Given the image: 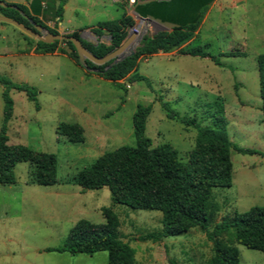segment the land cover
I'll return each mask as SVG.
<instances>
[{"label": "rangeland", "instance_id": "374dc122", "mask_svg": "<svg viewBox=\"0 0 264 264\" xmlns=\"http://www.w3.org/2000/svg\"><path fill=\"white\" fill-rule=\"evenodd\" d=\"M31 1L3 2L27 5ZM42 1L39 18L45 26L58 34L76 31L95 44H109V36L105 32L98 37L91 27L123 14L134 22L127 32L131 27L143 35L159 30L135 13V5L143 0L132 5L126 0H65L59 22L54 12L60 0ZM0 15L8 18L2 11ZM136 40L137 36L120 56L134 50L140 44ZM36 45V36L0 20V76L35 88L38 103L36 108L24 92L10 90L13 115L6 131L8 143L54 154L58 182H29L31 166L22 161L13 168L15 183H0V264H107V251L92 255L45 251L60 246L80 219L103 224L102 208L115 213L116 236L134 248L136 264H209L212 244L199 228L158 240L141 239L160 230V211L117 203L106 186L81 191L79 186L64 182L104 152L135 145L132 116L137 104L151 106L144 134L152 146L169 143L182 162L193 148L196 129L168 118L163 104L201 125H209L210 115L222 106L228 139L259 152L231 150V186L212 189L210 229L225 215L264 206V114L257 70V57L264 53V0H214L205 10L190 45H206L205 50L218 58L221 66L209 57L180 55L176 50L158 52L138 60L137 72L145 79H122L125 88L78 65L62 41L53 53H41ZM3 87L0 83V127ZM60 122L80 124L84 141L73 143L58 135ZM236 246L239 264H264L261 251Z\"/></svg>", "mask_w": 264, "mask_h": 264}, {"label": "trees", "instance_id": "16d2710c", "mask_svg": "<svg viewBox=\"0 0 264 264\" xmlns=\"http://www.w3.org/2000/svg\"><path fill=\"white\" fill-rule=\"evenodd\" d=\"M4 1V0H3ZM214 0H143L134 7L142 17L153 16L175 25L169 29L157 30L152 35H143L140 44L116 63L112 60L95 65L89 60L81 66L76 50L69 40H62L70 51L68 55L81 67L93 70V73L125 88L120 80L129 81L145 79L137 72V62L141 57L158 52L167 53L176 50L180 55L209 57L214 64L221 66V61L209 54L203 46H191L197 34L204 12ZM60 0L55 12L56 22L61 21L63 4ZM17 6L19 10L3 7L0 11L19 24L32 28L29 21L44 26L53 33L56 30L45 26L39 15L43 12L42 0H32L27 5L7 3ZM22 11V12H20ZM132 17H121L97 22L91 27L96 36L107 33L109 44L98 41L96 44L82 39V44L95 56L102 57L121 44L127 35V28L133 25ZM67 35L79 37L74 31ZM59 41L44 43L37 41L36 50L41 53H53ZM229 52L228 55H233ZM260 109L264 114V53L257 57ZM3 83L2 124L0 127V183L13 184L14 166L22 161L29 162L31 168L28 181L38 185H53L56 177V157L52 153L35 151L23 144H9L6 134L8 122L13 115V100L10 90L22 91L30 101L35 103L37 91L26 83L13 82L0 76ZM166 116L177 119L186 126L196 129L194 145L186 162L178 157V152L169 143L152 146L145 136V124L151 111L150 105L137 104L132 116L135 145H121L98 156L89 166L78 171L65 183L80 187L81 191L100 189L106 186L117 203L135 209H154L161 212V228L150 232L141 239L158 240L168 236H178L191 228H199L212 244L209 264H239V250L236 244L261 251L264 254V206H252L241 213L225 215L213 222V212L209 201L212 189L229 187L232 182L231 150L241 154L259 153L251 148H243L230 141L225 133L226 119L222 106H218L210 115L211 123L201 125L195 118L180 116L162 105ZM58 135L70 142H83V127L78 123L60 122L56 127ZM264 156V150L261 152ZM105 222L94 224L86 219L78 220L70 230L68 237L58 247H48L45 251L66 252L70 255L85 253L92 255L107 251V264H136L135 250L127 242L116 236L118 220L110 208H102ZM171 264L173 262H170Z\"/></svg>", "mask_w": 264, "mask_h": 264}, {"label": "water", "instance_id": "95a60500", "mask_svg": "<svg viewBox=\"0 0 264 264\" xmlns=\"http://www.w3.org/2000/svg\"><path fill=\"white\" fill-rule=\"evenodd\" d=\"M0 5L1 6H9L12 9L15 10H19L17 6L14 5H7L5 2L0 1ZM138 14V13H137ZM138 17H140L141 19H145L149 22H152L153 24H155L159 30H163V29H169L172 28L175 24L165 21L163 19L160 18H156L153 16H147V17H142L138 14ZM0 20L2 21H6V22H10L15 24L16 26L20 27L21 29H23L24 31L28 32L29 34L36 36L37 40L44 42V43H52L54 41H62V40H69L72 42L76 53L78 55V60L81 66H84V61L85 60H89L90 62L94 63L95 65H102L106 62H108L109 60H112V63H116L117 61H119L120 59H122L124 56L126 55H121L122 51L130 44V42L135 38L136 36V31L134 30V27H131V29L128 30L127 35L125 37V39L121 42L120 45H118L117 47L113 48L110 52H108L107 54H105L102 57H97L95 56L91 51H89L83 44H82V36L79 37H74V36H70V35H66V34H58V33H53L50 31H47L45 27H43L40 24H37L35 22H33L31 19H29V21L31 22V24L33 25L34 29L39 33L36 34L34 31L30 30L29 28L19 24L18 22L6 18L4 16L0 15ZM143 37V32H141L140 34H138L137 37V42H139L141 40V38ZM134 50L130 51L129 53H133ZM128 53V54H129Z\"/></svg>", "mask_w": 264, "mask_h": 264}, {"label": "built area", "instance_id": "2783aa9c", "mask_svg": "<svg viewBox=\"0 0 264 264\" xmlns=\"http://www.w3.org/2000/svg\"><path fill=\"white\" fill-rule=\"evenodd\" d=\"M126 1H127V3H128L129 5H132V4L135 3L136 0H126ZM135 13H137V12H135Z\"/></svg>", "mask_w": 264, "mask_h": 264}, {"label": "flooded vegetation", "instance_id": "af4514ba", "mask_svg": "<svg viewBox=\"0 0 264 264\" xmlns=\"http://www.w3.org/2000/svg\"><path fill=\"white\" fill-rule=\"evenodd\" d=\"M44 27V26H43ZM30 30H32V31H34L36 34H39L35 29H34V27H33V25H32V28H29ZM37 41H39V40H37Z\"/></svg>", "mask_w": 264, "mask_h": 264}, {"label": "bare ground", "instance_id": "6f19581e", "mask_svg": "<svg viewBox=\"0 0 264 264\" xmlns=\"http://www.w3.org/2000/svg\"><path fill=\"white\" fill-rule=\"evenodd\" d=\"M136 36L138 37V34H137V33H136ZM136 36H135V37H136ZM134 39H135V38H134ZM134 39H133V40H134ZM133 40H132V41H133ZM132 41H131V42H132ZM131 42H130V43H131ZM129 45H130V44H129ZM129 45H128V46H129ZM131 45H132V44H131ZM128 46H127V47H128ZM127 47H126V48H127ZM126 48L123 50V52L126 50Z\"/></svg>", "mask_w": 264, "mask_h": 264}, {"label": "crops", "instance_id": "0c3cea01", "mask_svg": "<svg viewBox=\"0 0 264 264\" xmlns=\"http://www.w3.org/2000/svg\"><path fill=\"white\" fill-rule=\"evenodd\" d=\"M129 5V4H128Z\"/></svg>", "mask_w": 264, "mask_h": 264}]
</instances>
